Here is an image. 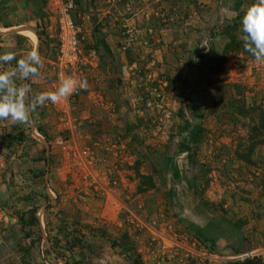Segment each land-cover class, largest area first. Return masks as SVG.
<instances>
[{
  "label": "rangeland",
  "instance_id": "rangeland-1",
  "mask_svg": "<svg viewBox=\"0 0 264 264\" xmlns=\"http://www.w3.org/2000/svg\"><path fill=\"white\" fill-rule=\"evenodd\" d=\"M255 2L245 0L240 9L247 12ZM236 3L82 1L75 17L84 46L106 59L99 41L114 28L121 44L116 54L121 52L133 62L128 69L133 84H128L124 108L143 114L134 132L138 142L129 147L116 132L114 143L76 145L71 134L62 136L68 120L57 115L51 102L46 106V120L40 112L33 119L39 129H49L48 144H44L49 147V160L44 148L35 147L36 141L32 144L28 123L5 128L7 133L1 135L8 138L1 142L0 153L10 145L16 156L2 154L12 164L6 163L0 177V216H4L0 264H132L137 258L141 264H232L248 256L264 262V144L252 153L251 162L241 158L247 155L250 126L257 116L244 118L231 109L232 97L241 99L249 110L264 109V64L241 53H223L229 41L224 31L238 15ZM47 4L0 0V29L28 26L36 32L39 27L41 36L30 29L34 43L41 41L45 59L40 68L43 77L36 82L53 92L61 79L55 44L47 30ZM40 12L45 15L42 28L36 16ZM7 31L0 30L6 35L0 38V55L19 54L9 64L0 63V71H11L16 60L26 56L22 51L34 45L23 38V30ZM93 67L84 71V80L90 79ZM133 117L127 113L115 122L124 127L123 121L130 123ZM186 122L205 131L202 144L193 150L194 164L188 160L189 153L179 152L187 141L186 132H181ZM23 133L33 146L24 158L18 140ZM59 141L63 145H57ZM167 158L179 170L178 179L171 167L161 169L159 163ZM138 162L140 173L152 175L155 183L146 193L138 191ZM197 176L199 188L194 191L187 181ZM55 187L62 188L56 198ZM32 209L41 220L24 229L21 217H29ZM79 240L82 248L74 245Z\"/></svg>",
  "mask_w": 264,
  "mask_h": 264
},
{
  "label": "crops",
  "instance_id": "crops-1",
  "mask_svg": "<svg viewBox=\"0 0 264 264\" xmlns=\"http://www.w3.org/2000/svg\"><path fill=\"white\" fill-rule=\"evenodd\" d=\"M6 6H8V5H6ZM20 27L22 28L25 26H20ZM17 28H19V27L9 25V26H7V28L3 27V29H0V30H4V31L8 30L9 31V32L7 31L8 33H12L10 30H14ZM26 28H29L32 30V28H30L28 26ZM47 30H48V28H47ZM32 31L35 32L34 30H32ZM106 31H107V34H105V35L103 34L104 37L102 38L101 41H99V45L102 46V43H105L109 47L110 52H109V54L107 53L106 59H100L99 58V61L93 67V69L89 70L88 77L90 79L86 80L88 83V88L86 90L80 91V94L78 96H76V97L70 96L67 100L62 101L60 103H56L53 106L58 111L57 115L60 117H64V119H67L68 123H69V124L67 123L68 127L66 125H64V128L66 129V131H64L62 136H68L69 137L70 136L69 134H71V139H72V142L74 144L80 145L83 142H84V144H85V142H88V143L91 142L92 145H90V146H93V144H96L95 146L97 147L98 144L99 145L101 143L105 144L107 141H110V140L112 141L111 143H114L115 139H113V138L115 137V134L118 133V134H122L121 137L123 139V142L125 144H129V147H132L133 145L137 144V142H138L137 137H136V139H134L135 138L134 132H136V127H137L136 123L139 120H141V118H142L141 116H143L142 113H140L139 115H135L134 111H132V109L130 107H128L127 110H126V108H124L127 105L126 102L128 100V97H127L128 84L129 83L133 84V82L130 80L131 77H130V74L128 72L129 65H131L133 62L131 63V59L129 60V58H127V56L121 54V52L116 54L120 50L119 47L121 45L119 43L120 42V38H119L120 33H117L118 30H116L114 28H110L109 33H108V30H106ZM16 33L21 34V33H18V31ZM12 34H15V33H12ZM35 34H36V32H35ZM4 36H6V35L0 34V38H5ZM18 36H20V35H18ZM24 36L25 37H23V38L28 37L31 40L29 42H33L34 45H33L32 50L38 51L41 58L43 57L42 61L45 62L44 56L42 55L43 48L41 47V41L38 40V43L36 44V43H34V39L31 35H29L28 33H25ZM20 37H22V36H20ZM27 48H28V46H27ZM22 52L28 53V51H22ZM17 54H19V53H17ZM17 54L15 56H17ZM107 60L110 63H108ZM105 61L107 63H105ZM42 64H44V63H42ZM103 65H108L107 66L108 68H106L107 71H106V69L102 68ZM101 70L106 72V73L103 75V72ZM43 71H44L43 69H39V73H40L39 76L33 77L32 80L29 81V83L31 85V89H32V93H31L32 96H35V95L42 93V92H46V91L50 92L51 91V89L48 87H46V88H45V86L40 87V84H38L36 82V80L43 77ZM117 71L119 73H117ZM84 74L80 77V79H84V76H85ZM57 77L60 78L59 74H57ZM54 86H57V85H54ZM123 102H124V104H122ZM48 103H50V102H48ZM48 103L43 107L37 108L31 114L30 122L28 124H26V126H25V127L28 126V128L30 129L29 134L28 133L27 134L31 136L32 144H34V142L36 141L37 145H35V147L38 146L41 149L44 148L43 150L45 151V154H46V157H45L46 160H49V157H50L49 147L48 146H46V148L44 147L45 143L48 144V137H49L48 136V130L49 129L47 128V126L44 128L41 127L39 129L38 127H36V123H33V119L36 118L35 115H39L38 112L43 113V115H41L42 117L47 115L46 114L47 113L46 106H49ZM50 105H51V103H50ZM118 106H122V107H118ZM129 106H131L130 103H129ZM127 113L129 114V116L132 113L135 116L132 119H130V121H131L130 123H128V121H123L124 127H122L121 122H117V121L115 122V120L121 119L122 116L126 115ZM52 117H54V115H52ZM44 119L46 120L47 117H44ZM71 120L73 122H76L75 126L72 125L73 122ZM132 120H134L133 124H135V126H133ZM77 121H78V124H77ZM47 122H49V121L47 120ZM11 123H12L11 121L0 120V126H2V127H0V131L2 130V128H4V129L8 128V130H9V128H11ZM49 123L51 124V122H49ZM82 124H83V127H80ZM129 126H133V129L130 128ZM15 127L17 128V125H15ZM78 128L79 129L81 128L80 132H79V134H76V136H75V131ZM9 132H11V130ZM126 132H129V135H127ZM3 133H7L6 130H4ZM111 133L113 135H110ZM24 134L25 133L22 134L23 137H21V139H18L20 141L19 144H21V149L23 151V153H22L23 158H24V156H26L31 151V149H33V146L32 147L29 146L30 145L29 142H31V140H27V136H25ZM11 136H12V134H11ZM13 136H15V134ZM58 137H60V139H62L61 135H58ZM7 138H8L7 135L3 137V135H1V133H0V144H1V142H4ZM6 143H8V142H5V144ZM38 143L40 145H38ZM16 145H17V143H16ZM17 147H18V145H17ZM107 148H108L107 149L108 151L111 150L109 146ZM123 148H124V146H123ZM2 149H3L4 153L2 151L0 153V177H1V175L4 174L3 167L6 165V163L7 164L9 163V161L4 160L5 157L2 154H5L6 158H9V156H12L13 158H15V156H16V155H12L13 148L11 150L10 145L8 146V148L3 146ZM35 151L36 150L34 149V152ZM111 152H109V153H111ZM19 156L22 157V155H19ZM9 164H12V163H9ZM48 179H49V177H48ZM48 179H46V180H47V186L49 187ZM61 189L62 188H60V187H55V189L52 190L54 198L62 195ZM49 190L51 191V189H49ZM49 190L47 189V192ZM51 199L55 201V199H53L52 197H51ZM54 201H51V202L54 203ZM39 212L41 214V210H39ZM36 216H37L38 221H40L41 219L38 216V214ZM41 218H43L42 214H41Z\"/></svg>",
  "mask_w": 264,
  "mask_h": 264
},
{
  "label": "clouds",
  "instance_id": "clouds-1",
  "mask_svg": "<svg viewBox=\"0 0 264 264\" xmlns=\"http://www.w3.org/2000/svg\"><path fill=\"white\" fill-rule=\"evenodd\" d=\"M240 38L244 51L249 53L257 63L264 64V0L256 2L244 14L240 24ZM16 57L13 53L0 55V63L9 64ZM43 67L38 51L30 50L23 58L16 60L11 71H0V120L16 124L30 122L31 114L48 102L52 104L67 100L77 90H86L88 83L84 79L77 80L66 77L53 92H42L32 96L29 81L39 76ZM17 79L24 83L17 84Z\"/></svg>",
  "mask_w": 264,
  "mask_h": 264
},
{
  "label": "trees",
  "instance_id": "trees-1",
  "mask_svg": "<svg viewBox=\"0 0 264 264\" xmlns=\"http://www.w3.org/2000/svg\"><path fill=\"white\" fill-rule=\"evenodd\" d=\"M83 0H76V5H77V9L81 10L83 8V4H82ZM43 4H47V0H42ZM245 0H237V3L235 4V8L236 11L238 12V15L235 19L232 20V23L226 28V30L224 31V35L225 37L229 40L228 43L226 44L225 48H224V54H230V53H241L244 56H246V58H251L254 59L249 53L244 51V46H243V41L239 39V37L242 35L240 32V24H241V20L244 16V14L246 12H243L240 8L242 7V5L244 4ZM37 17L40 18L41 21V28L45 26L44 23V14H42L41 12L39 14L36 15ZM74 20L76 22V17L74 16ZM77 24V23H76ZM40 26V25H39ZM39 27H37L35 30L37 33H39L38 35L41 36L40 32L38 31ZM20 38V37H18ZM101 46V45H100ZM102 48L103 50L109 54V47L105 44L102 43ZM224 55V56H225ZM241 90H239V95H241ZM231 109L232 112H237V114L244 116V118H250V115L255 114L257 116V120L252 119L253 122L250 126V147L247 150V155L241 157L246 163L251 162V155L253 152H255V150L259 147V145L264 144V109H255L252 108L251 110L247 109L245 104L241 101V99L239 100L238 98L232 97V101H231ZM254 116V115H253ZM6 130V129H5ZM181 132H186L187 134V141H183V143L179 146V152L180 153H189L188 155V160L191 163H195V159H196V153H194V149L198 148L203 141V137H204V129L201 126H194L192 128V124L189 122H186V126L184 127V129H181ZM1 134H3V132H1ZM136 139V137L134 138ZM171 159L167 158L164 159L162 162L159 163V165L162 167L161 169H170L171 167V171H173L174 177L175 179H178L179 176V170L173 166V164L171 163ZM197 162V161H196ZM172 164V166H171ZM198 164V162H197ZM139 162L136 163V175L138 177V179L141 180V186L140 188H138L140 193H146L147 191L154 189L155 188V183L153 181V176L152 175H148V176H144L140 173L139 171ZM198 177V176H197ZM199 179V177L197 179L193 180H188L187 184L189 185V188L196 191L197 188H199V185L197 183V180ZM29 217H26L24 215V217H21L22 220V227L25 228H31L32 226H36L38 224V219L36 217V210L32 209L31 212H29ZM62 229H60L61 231ZM62 232V231H61ZM198 234L201 235L202 233L200 231H198ZM28 236H30V234H27ZM202 238L204 237V235H201ZM67 237V244H69ZM77 244H74L75 246H78L80 248H82V244H81V240L77 241ZM71 245V244H70ZM29 250V249H27ZM132 264H141L140 260L137 258L133 261ZM232 264H264V262L262 261V259L258 258V257H254V258H247L243 261H237L234 262Z\"/></svg>",
  "mask_w": 264,
  "mask_h": 264
},
{
  "label": "built area",
  "instance_id": "built-area-1",
  "mask_svg": "<svg viewBox=\"0 0 264 264\" xmlns=\"http://www.w3.org/2000/svg\"><path fill=\"white\" fill-rule=\"evenodd\" d=\"M47 12L49 19L48 32L56 48V67L60 79L73 77L80 79L84 71L95 66L99 61L98 52L93 48H86L83 44L81 29L74 20L77 11L76 0H47ZM77 90L71 96H78ZM57 145H63L59 141ZM89 155V152L87 153ZM93 154V153H92ZM4 222V216H0V223ZM243 257L240 260H245Z\"/></svg>",
  "mask_w": 264,
  "mask_h": 264
},
{
  "label": "bare ground",
  "instance_id": "bare-ground-1",
  "mask_svg": "<svg viewBox=\"0 0 264 264\" xmlns=\"http://www.w3.org/2000/svg\"><path fill=\"white\" fill-rule=\"evenodd\" d=\"M26 28V27H25ZM25 28H23L22 30L25 32V33H28L29 35H31L32 37H33V39H34V41H35V35H34V33L30 30V29H25ZM19 31H22V30H20L21 28H17Z\"/></svg>",
  "mask_w": 264,
  "mask_h": 264
}]
</instances>
